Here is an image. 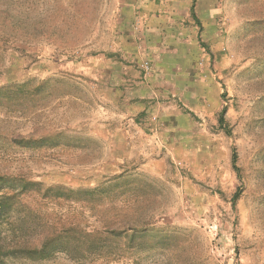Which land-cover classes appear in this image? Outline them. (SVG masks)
<instances>
[{
    "label": "rangeland",
    "instance_id": "obj_1",
    "mask_svg": "<svg viewBox=\"0 0 264 264\" xmlns=\"http://www.w3.org/2000/svg\"><path fill=\"white\" fill-rule=\"evenodd\" d=\"M2 175L78 191L140 181L157 243L83 253L73 235L68 253L3 264H264V0H0ZM31 204L5 215L8 241L109 221L73 199Z\"/></svg>",
    "mask_w": 264,
    "mask_h": 264
},
{
    "label": "trees",
    "instance_id": "obj_2",
    "mask_svg": "<svg viewBox=\"0 0 264 264\" xmlns=\"http://www.w3.org/2000/svg\"><path fill=\"white\" fill-rule=\"evenodd\" d=\"M191 16L200 25L193 5L191 6ZM207 50L209 56H212L209 49ZM218 124L221 129H228L225 120V109H222L219 113ZM45 140L42 137L21 140L18 145L27 147L32 143L35 145L34 148H40ZM237 160L238 155L235 148H233L231 164L238 175L240 169L237 166ZM6 177L5 175L0 176V182L5 181ZM14 179L17 181L15 185L0 187V264H3L6 258L14 257L17 253H21L32 260H47L52 254L60 252L59 250L68 253L70 243L67 240L68 238L72 239L73 235L76 236L73 240L76 239L77 248L80 249L78 251L83 253H100L112 243L117 245L124 243L131 250L136 251H139L145 242L150 246L157 244H153L146 232V227L150 221L147 223L146 221L140 222V215H138L146 205L145 199H140L141 192H144V185L140 181L130 183V181L124 180L99 191H78L68 189L62 185L43 187L41 183L25 179L23 176H15ZM124 196H130L134 199V203L122 206L115 204L114 199ZM238 196L239 192H236L232 198L233 207H235ZM36 198L40 201L47 200L56 203L73 199L81 205L87 204L85 206L97 207L98 212L106 215L105 217L109 221L104 222L100 228H94L91 231H86L83 227L71 225L68 222H62L59 229H55L49 222L44 223L39 227L47 230V233L46 236L43 235L44 240L39 247L27 244L24 241H8L2 228L6 224L5 215L11 210H19L20 213H24L23 216H26V212H31L35 208L31 202L34 203Z\"/></svg>",
    "mask_w": 264,
    "mask_h": 264
},
{
    "label": "crops",
    "instance_id": "obj_3",
    "mask_svg": "<svg viewBox=\"0 0 264 264\" xmlns=\"http://www.w3.org/2000/svg\"><path fill=\"white\" fill-rule=\"evenodd\" d=\"M153 17H154V16H150V17H149V22H150V23L153 22ZM149 22H148V23H149ZM148 23L145 22V25L148 24ZM147 27H148V25H146V26L144 27V31H145V34H146V38H147V36H148L149 39H150L152 32H151V30H149V29L147 30ZM147 39H148V38H147ZM147 39H145V40L147 41ZM146 41H145V42H146ZM151 42H152V41L146 42V44H147L148 46H150V44H152Z\"/></svg>",
    "mask_w": 264,
    "mask_h": 264
},
{
    "label": "built area",
    "instance_id": "obj_4",
    "mask_svg": "<svg viewBox=\"0 0 264 264\" xmlns=\"http://www.w3.org/2000/svg\"><path fill=\"white\" fill-rule=\"evenodd\" d=\"M145 66H146L145 68H147V64H145Z\"/></svg>",
    "mask_w": 264,
    "mask_h": 264
}]
</instances>
